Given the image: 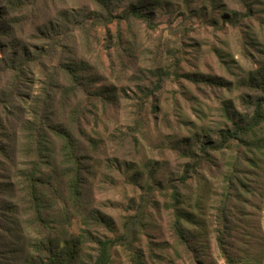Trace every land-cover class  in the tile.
Segmentation results:
<instances>
[{"label":"rangeland","instance_id":"374dc122","mask_svg":"<svg viewBox=\"0 0 264 264\" xmlns=\"http://www.w3.org/2000/svg\"><path fill=\"white\" fill-rule=\"evenodd\" d=\"M47 1L43 19L66 31L58 35L55 50L39 38L41 20L32 22L30 2L17 10L0 0L15 19L0 43L15 40L32 51L50 52L33 66L28 85L18 89L28 103L41 95L50 75L66 83L57 64L74 59L91 67L85 72L92 75L87 90L116 92L114 104L80 91L66 105V112L74 108L79 115L74 128L87 155L84 195L110 221L109 227L91 226V234L125 236L112 247L111 264H131V252L149 264H226L217 229L225 230L227 249L237 259L264 264V150L232 140L228 147L202 151L206 141L218 138L219 129H230L252 113L243 98L258 92L244 82L264 67V0H152L151 25L130 19L106 27L85 22L86 10L95 8L90 0ZM115 2L121 5L115 13H121L127 1ZM72 12L88 23L85 34L65 22ZM199 76L224 82L192 80ZM10 81L9 74H0V90ZM48 89L58 98L57 87ZM187 166L183 186L180 177ZM172 185L182 193L179 204L171 196ZM12 201L19 220L26 222L22 206ZM176 209L180 224L194 235L189 240L177 237ZM81 227L75 217L69 230L78 234ZM95 247L93 240L86 241L82 256L88 259Z\"/></svg>","mask_w":264,"mask_h":264},{"label":"trees","instance_id":"16d2710c","mask_svg":"<svg viewBox=\"0 0 264 264\" xmlns=\"http://www.w3.org/2000/svg\"><path fill=\"white\" fill-rule=\"evenodd\" d=\"M90 1L95 8L87 9L83 16L85 22L90 20L95 27H106L114 20L130 19L152 24V0H124L127 3L121 13H115L121 6L115 1L122 0ZM29 2L34 9L32 22L38 18L41 20L37 25V34L49 42L48 49L52 50L57 38H60L58 35L66 31H60V26L53 24L52 20L43 19L48 15V1L7 0L9 7L14 9L17 5V10L28 6ZM7 14L8 8L0 6V35L15 23V19ZM64 19L66 23H72V28L85 34L88 23L84 24L76 18V13L65 15ZM14 41L0 43V74H9L11 80L7 90H0V197L7 199H0V264H111V249L125 236L111 239L91 234V226L109 227L110 221L84 195V159L87 155L82 154L80 135L74 128L79 124V115L74 108L66 112V105L80 91H86V95L105 104H114L116 92L108 88L87 90L92 75L85 72L91 67L83 60L74 59L57 64V71L66 83H57L50 75L43 84L41 95L28 103L18 89L28 85L33 66L42 64L50 52L46 49L32 51L27 45L14 44ZM192 80L210 84L224 82L217 77L205 76L192 77ZM244 84L258 92L250 100L243 98L253 106L252 113L235 120L230 129H219L218 138L206 141L203 152L206 153L207 148L218 150L228 147L232 140H240L250 149L264 150V67L250 73ZM159 86L160 79L154 90ZM48 87L58 88V98L57 92L50 93ZM89 141L96 149L95 140L89 138ZM188 170L190 167L187 166L180 177V185L185 186ZM181 194L179 187L172 185L171 196L177 204L181 202ZM12 199L22 206L27 223L19 220V211L14 209ZM176 211L177 237L189 240L194 235L180 224V213ZM75 217L83 226L78 234L69 230ZM216 239L226 264H252L237 259L228 251L225 230L217 229ZM88 240H93L96 253L87 259L82 254L84 243ZM130 262L149 264L135 252H131Z\"/></svg>","mask_w":264,"mask_h":264}]
</instances>
